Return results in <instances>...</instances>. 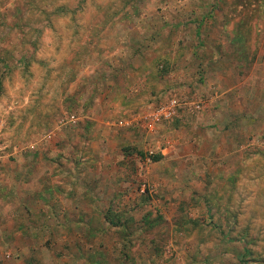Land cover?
I'll list each match as a JSON object with an SVG mask.
<instances>
[{
	"label": "rangeland",
	"instance_id": "rangeland-1",
	"mask_svg": "<svg viewBox=\"0 0 264 264\" xmlns=\"http://www.w3.org/2000/svg\"><path fill=\"white\" fill-rule=\"evenodd\" d=\"M0 264H264V0H0Z\"/></svg>",
	"mask_w": 264,
	"mask_h": 264
},
{
	"label": "crops",
	"instance_id": "crops-1",
	"mask_svg": "<svg viewBox=\"0 0 264 264\" xmlns=\"http://www.w3.org/2000/svg\"><path fill=\"white\" fill-rule=\"evenodd\" d=\"M89 74H93V75L90 76L91 78H89L88 75L86 76V78L84 80V81H87L86 83L94 82V79H97V78H94V74H95V68L94 67L92 68L91 72H89ZM115 77H116V75H113V76L110 75V76H107V78H100V79L95 80V81H101L102 82L101 86L103 88H105V93L103 95H101L100 90L97 89V91H95L96 95L92 96L91 98H88L89 100L88 99L86 100V96H84L80 99V102L83 103L82 107H81L82 108L81 112L86 114V115L88 114V115H92V116L95 113L102 115L103 116L102 125L109 127V130H108L109 135H110V132L113 130V129L111 130L112 126L118 127V128H123V127L129 125V120H127L129 117V106H127L126 103H124V102L123 103H116L115 101H113L114 96L118 97L121 95V92L119 89L115 90L114 81L118 80L119 82H123V80H124L121 77L114 79ZM71 79H73L72 82L77 81V80L75 81L74 78H71ZM78 82H79V80H78ZM78 82L75 84L76 86L79 85ZM104 84H105V86H104ZM101 91H103V90H101ZM252 93H250V91H249L246 95V101H247L246 103L247 104H248V102H250L248 100H251V97H253ZM70 95H71L70 97L73 96L72 94H70ZM105 95H106V97H108L106 102H105V100H106ZM110 95H112L111 99L109 97ZM65 97H67V96H65ZM245 113H246L245 125H247V126L252 125L253 124L252 118H253L254 114L252 112H250V110H248V109H246ZM233 115H235V113ZM115 116H116V118H113ZM71 119H72L71 121H73V122H76V120H77L76 116H74V115H71ZM234 119H235V116H232V113H231L229 116V121L226 124H225V122L223 124L222 118L218 112L214 118L211 117L209 115V112H208L204 116L203 115L198 116L197 120L191 121L190 124H193L192 127L195 128L196 130H201L205 125H207V126L215 125L214 127L217 126V131H221V130L224 131L226 127H229V128H231V130H233L232 125H233ZM95 121H96V123L101 122V121H97V120H95ZM198 135H199V133H198ZM200 140H203L204 144L206 143V139H204L203 137L200 138V136H199L197 141L200 142ZM209 143H211V142H209ZM209 147H210V145H209ZM220 151L218 150V153H220ZM229 154H230V156L227 157V153H226V157L222 158L223 161L225 159L230 160L233 158V156H232L233 154L232 153H229Z\"/></svg>",
	"mask_w": 264,
	"mask_h": 264
},
{
	"label": "built area",
	"instance_id": "built-area-1",
	"mask_svg": "<svg viewBox=\"0 0 264 264\" xmlns=\"http://www.w3.org/2000/svg\"><path fill=\"white\" fill-rule=\"evenodd\" d=\"M201 104H196L194 107L196 110L200 109ZM178 103L175 99L168 100L165 104L160 105L153 111L146 115V120L150 125L160 124L163 121L170 120L176 113ZM152 154V152H149Z\"/></svg>",
	"mask_w": 264,
	"mask_h": 264
},
{
	"label": "trees",
	"instance_id": "trees-1",
	"mask_svg": "<svg viewBox=\"0 0 264 264\" xmlns=\"http://www.w3.org/2000/svg\"><path fill=\"white\" fill-rule=\"evenodd\" d=\"M153 160H154V161H157V160H158V157H154Z\"/></svg>",
	"mask_w": 264,
	"mask_h": 264
}]
</instances>
